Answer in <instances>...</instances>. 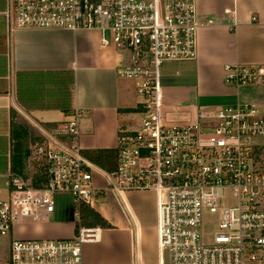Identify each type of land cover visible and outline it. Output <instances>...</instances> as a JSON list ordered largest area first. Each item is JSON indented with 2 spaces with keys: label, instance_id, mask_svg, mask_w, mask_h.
I'll list each match as a JSON object with an SVG mask.
<instances>
[{
  "label": "built area",
  "instance_id": "built-area-1",
  "mask_svg": "<svg viewBox=\"0 0 264 264\" xmlns=\"http://www.w3.org/2000/svg\"><path fill=\"white\" fill-rule=\"evenodd\" d=\"M10 32L92 31L101 47L128 54L119 74L139 82L144 97L140 128L121 139L118 164L107 172L87 159L79 145L83 112L68 113L54 128L37 127L42 143L33 147L28 167H45L44 188L10 174L9 194L0 200V238H9L25 220L55 212V196L84 205L107 195L154 192L157 197L159 262L168 264H264V161L257 142L264 137V112L256 104L202 110L188 90L160 85L166 62L192 61L197 34L206 25L196 0H6ZM256 20L253 18V21ZM210 24H213L211 21ZM230 86L264 84V65H226ZM101 175L106 186L94 185ZM231 191L236 204L221 212L213 240H201L204 214ZM99 228L80 227L73 240L11 239L7 264H83V244L99 241ZM1 264V263H0Z\"/></svg>",
  "mask_w": 264,
  "mask_h": 264
},
{
  "label": "crops",
  "instance_id": "crops-1",
  "mask_svg": "<svg viewBox=\"0 0 264 264\" xmlns=\"http://www.w3.org/2000/svg\"><path fill=\"white\" fill-rule=\"evenodd\" d=\"M196 3L206 25L197 34V53L192 60L195 84L177 89L193 93L197 103L200 97L216 99L217 107L253 103L264 112V84L236 87L224 82L226 65H264V0ZM6 6V0H0V180L10 181L13 128L19 119L37 132V127L54 128L66 120L68 113L80 110L82 152L119 151L121 139L137 131L142 120L139 82L118 73L128 63V54L101 47L97 30L10 32L3 16ZM259 155L264 161L263 147ZM28 159L26 168L31 170ZM102 178L94 176V185L101 189ZM89 207L111 228H99V241L82 245L83 264H158L154 192L110 194ZM49 220L50 216L22 221L11 237L0 239L8 241L9 246L18 235L34 239L75 235L69 223L50 228ZM21 228L27 232L21 233Z\"/></svg>",
  "mask_w": 264,
  "mask_h": 264
},
{
  "label": "rangeland",
  "instance_id": "rangeland-1",
  "mask_svg": "<svg viewBox=\"0 0 264 264\" xmlns=\"http://www.w3.org/2000/svg\"><path fill=\"white\" fill-rule=\"evenodd\" d=\"M195 64L193 61H183V62H166L160 68V85L163 89L167 91H178L177 88L183 86H191L190 84H195ZM139 85V84H138ZM138 97L141 102L144 101V97L139 93V89L137 90ZM216 100V99H215ZM214 99H208L205 97H200L198 101V107L202 110H216L218 107L215 105ZM224 107V106H222ZM132 117V116H131ZM137 116H135L136 118ZM141 119V116H138ZM135 124V121H133ZM257 142L264 148V137L258 138ZM103 179V178H102ZM104 180V179H103ZM9 179L0 180V200H6L9 194ZM104 187L106 186V182L104 180ZM56 206L55 212L50 215L49 224L50 228L57 224H66L69 223L68 226L71 230L75 232L72 238H56V239H34L31 237H25L23 235H18L17 239L22 241L27 240H37V241H68L73 240L78 233L80 227L87 228V224L85 223L86 217H82L77 219L75 217V213L79 212V209L74 204V199L72 196L68 194H58L55 196ZM236 204V200L234 199L231 191H226L224 199L220 200L217 203L218 213L211 214L207 213L203 215L202 224L200 227L201 240L205 244H209L213 240V236L217 232L218 225L220 222L221 212L224 209H228L233 207ZM99 214V213H98ZM102 218L103 216L99 214ZM102 228V226H100ZM21 233L27 232V229L21 228L19 230ZM9 258V246L8 241L5 239H0V263L7 264ZM163 262L164 264L169 263V253L167 250L163 251Z\"/></svg>",
  "mask_w": 264,
  "mask_h": 264
},
{
  "label": "trees",
  "instance_id": "trees-1",
  "mask_svg": "<svg viewBox=\"0 0 264 264\" xmlns=\"http://www.w3.org/2000/svg\"><path fill=\"white\" fill-rule=\"evenodd\" d=\"M13 149L11 156V174L29 180L33 188L46 187L48 177L45 167L36 164L34 169L27 170V159L32 155V147L42 143V139L36 134L34 128L25 120L19 119L13 128ZM83 155L107 172H112L117 167L118 151H88ZM82 217H86L87 228H111L109 224L89 206L84 205L81 209Z\"/></svg>",
  "mask_w": 264,
  "mask_h": 264
}]
</instances>
